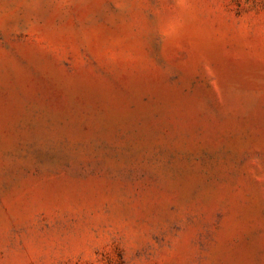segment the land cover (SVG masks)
<instances>
[{
    "label": "rangeland",
    "instance_id": "374dc122",
    "mask_svg": "<svg viewBox=\"0 0 264 264\" xmlns=\"http://www.w3.org/2000/svg\"><path fill=\"white\" fill-rule=\"evenodd\" d=\"M0 264H264V0H0Z\"/></svg>",
    "mask_w": 264,
    "mask_h": 264
}]
</instances>
